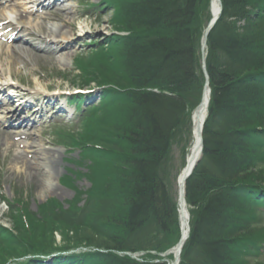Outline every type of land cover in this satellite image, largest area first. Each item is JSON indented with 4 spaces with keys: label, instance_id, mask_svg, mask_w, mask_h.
I'll use <instances>...</instances> for the list:
<instances>
[{
    "label": "trees",
    "instance_id": "obj_1",
    "mask_svg": "<svg viewBox=\"0 0 264 264\" xmlns=\"http://www.w3.org/2000/svg\"><path fill=\"white\" fill-rule=\"evenodd\" d=\"M107 1L117 32L76 62L100 99L80 110V132L59 133L88 170L65 175L76 190L68 209L54 199L35 213L25 198L0 194L13 219L0 225V264H166L162 254L181 237L172 145L185 123L191 130L203 96L211 0ZM222 5L207 38L212 93L202 160L186 184L190 236L180 264H251L264 254V0ZM74 174L92 184L86 193ZM45 228L60 231L63 245ZM72 230L90 239L68 243Z\"/></svg>",
    "mask_w": 264,
    "mask_h": 264
},
{
    "label": "rangeland",
    "instance_id": "obj_2",
    "mask_svg": "<svg viewBox=\"0 0 264 264\" xmlns=\"http://www.w3.org/2000/svg\"><path fill=\"white\" fill-rule=\"evenodd\" d=\"M19 1L28 5L29 13L31 14L26 15L29 20L31 19L32 24H40L44 33L33 27L26 28L23 31L14 29L13 34L7 33L15 38L14 42L7 44V38L0 39L2 59L0 61V84L2 82L1 79H5L9 80L14 87V89L7 88L4 90L2 98H5V96L13 97L14 103L10 108H20L18 116L24 120L36 122L35 127L30 131L34 133L38 143H42L48 149L57 148L62 150V153H64L63 162L59 168L62 175L59 179L54 177V189H46L43 195L40 193L39 179L29 176L28 172L30 170L27 169V165L22 163L23 158L28 160L32 158V154H28L25 149L27 140L21 142L22 139L24 140L22 136L15 137L17 135L15 132L19 133V131L29 130L20 126L13 128L10 123L13 126H18L19 123L16 118H11L10 123L0 124V194L4 195L10 203L25 198L29 208L35 213L39 211L38 206L54 199L60 203L63 209H68L70 208L71 200L76 196V190L65 184L63 185L62 182H64L65 175L69 171L84 174L88 170V162L83 160L77 151H68L70 149L63 144L61 145L62 141L59 138V133L62 130L78 133L82 127L80 112L77 109L79 105L78 99L70 100L67 97L77 95V91L83 88L94 92L90 97L82 96L80 108L84 107L87 109L88 105L99 101L100 92L96 87L97 83L94 81L90 84L85 83V79L80 76L81 72L76 69V62L80 56H86L85 54L90 52V50L95 49L96 43L106 42L111 35L117 32L113 22L115 11L111 2L107 0H66L65 3L73 7V16L69 17L68 14H65L62 10L63 5H61L58 6V11L61 12L60 18L56 19L45 14L47 10L56 7L54 5L49 7L47 2L50 0H42L44 5L40 8H37V5L33 7V4L30 3L31 0ZM64 24L67 28L66 30H69L72 35V41H70V48L61 54L62 52L56 50L58 48L57 45L49 43V38H46V34L53 27ZM7 34L4 33L3 36ZM17 47H22L26 52L23 49L19 50ZM15 48L14 54L21 57L20 61L9 64L12 61L10 56ZM10 68L13 70L12 77L9 73ZM38 90H43V93L37 94ZM22 100L32 101L33 104L32 106L30 105L32 109L25 110V107H22ZM49 101L50 103L47 105ZM39 106L42 107L43 114L32 111ZM184 126L180 137L172 145V161L170 163L172 186L170 189L175 198H178L179 194L177 178L186 164V157L193 138L190 126L187 123ZM4 132L7 135L9 134V136ZM58 144L60 146H57ZM79 159L84 165L80 166L76 163V160ZM260 169L262 176H264V164L261 165ZM73 179L76 180L77 189L84 193L92 186L86 176L78 178L74 174ZM86 198L87 195L84 194V201L79 203L80 206H85ZM10 210L8 203L0 201V225L5 228L13 227ZM258 214L261 221L257 228H264V215H262L264 213ZM65 215L60 214L58 217L61 216L66 219L65 217L67 216ZM45 229L44 237L50 236L57 246L63 245L64 237L60 231L49 235V228ZM68 236L71 238L67 241L68 243L78 242L77 238H86V241L90 239L83 232L76 233L73 230L70 231ZM45 241L47 244L50 243L47 238H45ZM142 255L140 256L142 257ZM250 262L251 264H264V254L260 256V259L255 260L252 258Z\"/></svg>",
    "mask_w": 264,
    "mask_h": 264
},
{
    "label": "bare ground",
    "instance_id": "obj_3",
    "mask_svg": "<svg viewBox=\"0 0 264 264\" xmlns=\"http://www.w3.org/2000/svg\"><path fill=\"white\" fill-rule=\"evenodd\" d=\"M51 1V2H50ZM48 3L49 7L52 5L56 6L55 8L49 9L46 11V15L51 16V18H60V13L58 11V6L63 5L62 10L65 14H68L69 17L73 16V7L70 4H66V0H50ZM33 4V7L37 5V8H40L44 4L42 3V0H31L30 2ZM45 8V6H44ZM212 11L214 16H216L219 12L220 6L218 3V0H213L212 3ZM26 14L29 13V7L26 4L21 3L19 0H0V18L4 19L6 21H9L13 23V27L17 28L20 31L25 30L26 28L33 27L34 29H39L41 33H44L42 31V26L38 23L32 24L33 22L31 19L29 20L28 16ZM72 26V25H71ZM67 28L64 25H57L50 29L47 34L46 38L48 37L49 43H53L54 45H57L58 48L56 49L58 52H62L61 54L65 53L70 48V41H72V35L69 32V30H66ZM9 48V47H8ZM12 49V47H10ZM19 50H22V47H17ZM14 49V48H13ZM24 50V49H23ZM16 48L13 50L11 54L12 61L9 62V64H14L16 61H20V56L15 55ZM25 51V50H24ZM26 52V51H25ZM1 54H0V61H1ZM10 75L12 77L13 70L10 68ZM2 83L0 84V87L4 90L6 88H13L10 84L9 80L1 79ZM45 89V88H44ZM45 91H47L45 89ZM43 90H38L37 94H42ZM205 95H204V106L201 111V117H199V120L196 119V115L193 113L191 114V135L193 136L191 144H190V150L186 158L189 160L192 158V160H196L200 157L201 154V146H200V138L197 135V127L198 125L201 127V124H205L207 118H208V108H209V88L205 89ZM6 98V97H5ZM13 97H7L4 101L0 102V124L3 123H10L11 118H16L18 120V126H13L12 123L10 125L13 128H18L19 126L21 128H27L29 131H19L15 137L22 136L24 140L22 139L21 142H25V149L27 150L28 154H32L31 160H28L27 158H23V162L25 165H27V169L30 170L28 172V175L32 178H38L40 181V193L43 195V193L46 191V189H54L55 185H53L54 177H57L58 179L62 175L60 168V164L63 162V154L61 149L52 148L48 149L46 148L42 143H38L36 137L34 136V133H32L30 130L35 127V123L32 121H26L22 119L20 116H18L19 109H11L10 106H13ZM50 101L47 105H49ZM32 101H25L22 102V107H25V110H29L32 106ZM31 105V106H30ZM40 114V112L43 114L42 107L39 106L37 109L33 110ZM5 133V132H4ZM6 134V133H5ZM7 135V134H6ZM9 136V134L7 135ZM8 138V137H7ZM7 144V143H6ZM187 159V160H188ZM186 165V164H185ZM178 190L180 189L183 193V179L181 177H178ZM179 190V191H180ZM179 210L181 212V233L183 239L186 238L190 233L188 230V206L187 201L185 199L180 200L179 203ZM179 248L176 246L172 250V253L166 254L167 262L166 264H175V262L181 261V256L178 255ZM169 255H172L173 258H168ZM180 257V258H179ZM180 263V262H179Z\"/></svg>",
    "mask_w": 264,
    "mask_h": 264
},
{
    "label": "water",
    "instance_id": "obj_4",
    "mask_svg": "<svg viewBox=\"0 0 264 264\" xmlns=\"http://www.w3.org/2000/svg\"><path fill=\"white\" fill-rule=\"evenodd\" d=\"M212 3H213V0L211 1V7H212ZM218 3H219V6H220L219 12H218V14L216 16H214L213 11H212L213 9L211 8V13H212V17L211 18L212 19L208 23L207 29L205 30L204 35L202 37V39H203L202 40V50H203V61H204L203 70L205 71L206 84H205V87L203 89L202 99H201L199 105L193 111V114L196 115V119H198V120H199V117H201V111H202V108H203V106L205 104L204 103V95H205L204 92H205V89L206 88H209L210 95L212 93L211 92V87H210V82H209V74H208V71L206 69V61H205L206 52H205V48L207 46V41H208L207 38H208V35L211 32V30L213 29V27L217 24V21L220 19V15L222 14V11H223V8H224V6L222 5V0H218ZM209 101H210V98H209ZM204 127H205L204 124H201V127L199 125L197 127V135L200 138V146H201V154H200V157L198 159H196V160H192V158L190 160L188 159L186 166L183 168V171L180 174L181 179H183V188H182L183 189V193L179 189L180 190L179 191V198H178V201L179 202H180V200H183V199H185V201H186V193H187L186 184H187V181L189 180L188 178L192 175V173L196 169L195 167L202 160L203 149H204V146H203V142H204L203 130H204ZM178 212H180V210ZM189 218H190V211H188V220H187V222H188V230L190 231ZM180 221H181V212H180ZM188 237H189V235L186 238L183 239V237L181 236L180 240L177 243V247L179 248L178 255H180V256H181L180 253L182 251V248L185 245L184 243H185V241H186V239ZM173 249L168 250L167 253H172V250ZM179 262H180V259H179V261L175 262V264H179Z\"/></svg>",
    "mask_w": 264,
    "mask_h": 264
}]
</instances>
